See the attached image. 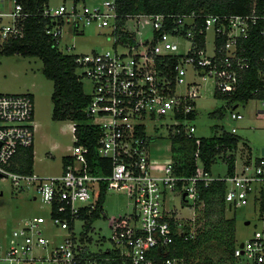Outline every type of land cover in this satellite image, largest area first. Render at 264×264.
I'll return each instance as SVG.
<instances>
[{
    "label": "built area",
    "instance_id": "built-area-1",
    "mask_svg": "<svg viewBox=\"0 0 264 264\" xmlns=\"http://www.w3.org/2000/svg\"><path fill=\"white\" fill-rule=\"evenodd\" d=\"M30 15L22 0H0V52L5 44L23 37V22ZM42 15L54 19L46 34L59 43V49L62 29L69 23L74 34L80 25L108 29L114 46L127 48L121 53L76 54L75 60L77 75L90 88L85 113L88 124L99 129L96 154L110 161V174L95 175L88 162L89 148L81 145H74L59 176L41 178L11 171L18 150L33 146L34 106L30 94H0V178L10 177L15 187L21 182L34 185L38 198L49 208L48 221L43 217L24 219L11 236L0 234V264H182V259L170 256L171 245L176 237L186 240L194 235L185 231L170 201L179 197L194 206L200 190L214 181L225 183L224 201L230 209L253 201L264 213V156L246 160L223 179L206 171L198 150L190 177L173 173L171 157L174 136L195 138V145L200 144L187 118L196 111L199 79L211 78L216 93L235 92L250 68L239 44L255 29L264 38V16L207 15L198 26L194 14H140L126 16L120 25L123 17L114 0H104L92 8L72 0L67 7L65 1L57 9L45 6ZM140 18L152 24L151 42L136 44L126 28L129 20ZM210 28L215 38L209 53ZM219 38H225L221 46H217ZM181 43L187 44L184 54L178 52ZM188 72L193 73L190 82L185 80ZM258 76L264 86V69ZM166 117L173 122L167 134L168 155L156 159L155 154L162 150L156 147L153 151L155 137L147 134L148 121ZM231 118L241 120L242 116L232 112ZM101 183L107 184V191L125 190L134 200L135 210L131 216L111 221L112 247L93 252L88 235L93 224L85 227L87 216L96 207ZM77 224L81 227L78 234ZM45 230L57 232L46 235ZM234 258L236 264H264V227L237 244Z\"/></svg>",
    "mask_w": 264,
    "mask_h": 264
},
{
    "label": "rangeland",
    "instance_id": "rangeland-1",
    "mask_svg": "<svg viewBox=\"0 0 264 264\" xmlns=\"http://www.w3.org/2000/svg\"><path fill=\"white\" fill-rule=\"evenodd\" d=\"M104 0H86V6L92 8L101 5ZM63 0H49L48 6L57 9ZM71 0H66L69 7ZM83 4V3H81ZM128 32L134 35L135 43L141 44L153 40L152 24L147 19H132L127 22ZM215 38L212 28L207 32L209 53ZM60 49L69 50L72 54H87L90 52L113 51L125 52L126 47L114 46V37L108 29H101L95 25L82 26L79 31L73 33L71 23L66 24L61 32ZM187 51V44L181 43L178 49L180 54ZM43 64L40 59L23 57L19 54L6 56L0 52V94H30L34 106V163L33 174L41 177H56L63 170V158L69 156L74 147L76 136L73 133L72 121H53V104L51 95L53 83L47 80L42 73ZM193 73L188 72L186 81L192 80ZM199 97L196 99V118L190 123L196 129L195 137L207 138L219 134L222 130L235 134L241 140L238 149L234 152L236 163L240 167L245 155L252 157L263 156L264 150V101L250 100L246 104H240L237 108L227 109L223 118H213L210 113L218 108L225 107L223 100L216 99L213 95L214 81L211 78L200 80ZM87 93L90 88L84 82ZM182 90V89H180ZM242 116L241 120H233L231 113ZM147 134L155 137L153 151L160 147L162 152L155 154L156 159H163L168 155L169 140L167 134L173 126L170 118L148 121ZM152 151V153H153ZM238 167V168H239ZM213 178H225L227 175V163L223 159L211 167ZM179 221L196 236L203 230L207 219L204 218V206L194 205L192 202L183 203L179 197L170 201ZM134 200L125 190L110 189L105 195L103 214L95 221L88 232L91 238L90 249L93 252H104L112 247V229L110 223L113 219L123 216H131L134 213ZM264 213L253 203L245 206L229 208L226 204L225 218L234 220V240L237 244L244 243L251 238L255 231L264 227L262 216ZM43 217L49 220V208L40 201L34 185L21 182L19 187L13 185L12 179L0 178V234L11 236L13 229L24 219ZM213 221L217 218L214 216ZM249 222V224H246ZM200 230V231H199ZM51 232H57L52 230ZM45 230L46 235H50ZM81 232L79 224L76 225V233ZM59 233V232H58ZM60 237L63 233H59ZM216 258L220 251L213 250ZM214 257V258H215ZM215 258V259H216Z\"/></svg>",
    "mask_w": 264,
    "mask_h": 264
},
{
    "label": "trees",
    "instance_id": "trees-1",
    "mask_svg": "<svg viewBox=\"0 0 264 264\" xmlns=\"http://www.w3.org/2000/svg\"><path fill=\"white\" fill-rule=\"evenodd\" d=\"M66 0H63L65 2ZM74 3H85L86 0H72ZM116 10L123 25L126 16L146 15H191L197 18L195 23L200 26L207 15H254L264 16V0H114ZM49 0H22L23 9L31 15L23 22L24 35L5 44L1 53L6 56L19 54L23 57L37 58L42 61L44 77L53 83L51 101L53 104V121H72L75 125L74 145L89 148L88 162L95 175L107 176L110 174V161L100 159L96 154L99 129L89 125L85 110L89 104V96L84 89V82L76 73V54L63 52L51 35L46 34L52 29L54 19L43 16L45 6ZM60 20V19H58ZM168 20L167 29H169ZM225 38L217 39V46L224 44ZM240 50L250 60L247 69L233 93L219 94L214 92L216 99L225 101V107L213 110L210 116L223 118L228 108L235 109L240 104L250 100L264 101V86L258 76V71L264 69V38L256 29L250 33L248 39L240 42ZM241 53V51H240ZM177 118L181 119V116ZM196 118V111L187 117ZM200 144L195 145V138L188 139L181 135L172 137L171 157L173 173L177 176L190 177L195 171L194 153L199 151V158L206 171L219 159L227 163V175H233L235 168L234 152L240 138L231 132L222 130L219 134L207 138H199ZM33 146L19 149L13 159L10 170L20 175H32ZM69 158H63L66 163ZM101 167H103L101 169ZM107 193V184L101 183L96 207L87 216L86 229L100 219L103 214V203ZM226 185L222 181H214L207 188L199 192L196 205H203L204 218L207 219L203 230L193 239L176 237L171 245L170 256L182 259V264H236L234 250L237 243L234 240V220L225 218L226 204L224 201ZM185 203V202H183ZM193 206V205H192ZM264 208V201L262 203ZM217 219L213 221V217ZM187 233L190 232L185 227ZM200 231V230H199ZM220 251L216 258L214 251ZM216 259H215V258Z\"/></svg>",
    "mask_w": 264,
    "mask_h": 264
},
{
    "label": "crops",
    "instance_id": "crops-1",
    "mask_svg": "<svg viewBox=\"0 0 264 264\" xmlns=\"http://www.w3.org/2000/svg\"><path fill=\"white\" fill-rule=\"evenodd\" d=\"M191 80H189L188 82H190ZM237 149H238V146H237ZM236 149V150H237ZM264 151V150H263ZM236 152V151H235ZM33 155H34V146H33ZM264 156V155H263ZM260 156H256V157H252L250 155H245L243 158H242V162H241V165L246 161V160H255L256 158H259ZM236 157H235V167L238 168L239 166L237 165L236 163ZM33 163H34V160H33ZM13 164V163H12ZM240 165V167H241ZM239 167V168H240ZM32 172H33V166H32ZM34 173V172H33Z\"/></svg>",
    "mask_w": 264,
    "mask_h": 264
},
{
    "label": "water",
    "instance_id": "water-1",
    "mask_svg": "<svg viewBox=\"0 0 264 264\" xmlns=\"http://www.w3.org/2000/svg\"><path fill=\"white\" fill-rule=\"evenodd\" d=\"M263 155H264V151H263ZM185 197V194L183 195V198ZM185 200V199H184ZM185 203H186V201H185ZM246 224H249V222H246ZM241 246H242V244H241Z\"/></svg>",
    "mask_w": 264,
    "mask_h": 264
}]
</instances>
